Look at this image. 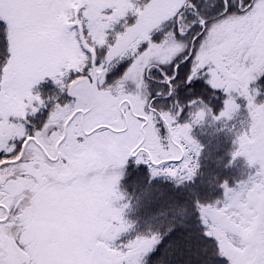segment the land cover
Returning <instances> with one entry per match:
<instances>
[{
  "label": "snow or ice",
  "instance_id": "6c2138e0",
  "mask_svg": "<svg viewBox=\"0 0 264 264\" xmlns=\"http://www.w3.org/2000/svg\"><path fill=\"white\" fill-rule=\"evenodd\" d=\"M46 78L57 91L42 97L33 87ZM258 95L264 0H0V264H264ZM241 109L231 157L254 169L246 179L222 181L211 201L166 197L154 227L119 243L131 222L126 204L113 207L92 255L42 256L33 220L63 174L94 182L122 167L149 186L194 184L193 126L207 110L233 121ZM92 153L105 167L81 166ZM126 177L107 180L117 200Z\"/></svg>",
  "mask_w": 264,
  "mask_h": 264
},
{
  "label": "trees",
  "instance_id": "16d2710c",
  "mask_svg": "<svg viewBox=\"0 0 264 264\" xmlns=\"http://www.w3.org/2000/svg\"><path fill=\"white\" fill-rule=\"evenodd\" d=\"M128 63L120 62V68L116 73L119 74L123 71ZM116 73L113 75L111 73L110 77L114 78ZM35 87L42 97L51 96L57 91L48 78L38 83ZM44 115L46 116V112ZM196 128L197 125L195 124L191 135L203 144L202 152L199 156L200 173L202 175L197 176L194 184L174 186L170 180L157 178L152 179L151 186H149L138 182L133 177L136 174H133V176H129L130 174L127 173L124 174L127 177L119 182L116 190L122 195L123 199H116V205L117 207L124 204L127 205L126 216L127 220L131 222V228L124 235L122 241L154 227L161 214L165 211L163 201L166 197L175 195L186 196L189 194V190H192L199 199L211 201L222 196V188L220 187L222 181L234 184L242 178L239 159H232L231 157V152L235 150L232 138L223 134L213 135L207 132L199 134ZM229 160L232 162L229 163ZM217 262L218 264H228L226 258L220 256L217 257Z\"/></svg>",
  "mask_w": 264,
  "mask_h": 264
},
{
  "label": "flooded vegetation",
  "instance_id": "af4514ba",
  "mask_svg": "<svg viewBox=\"0 0 264 264\" xmlns=\"http://www.w3.org/2000/svg\"><path fill=\"white\" fill-rule=\"evenodd\" d=\"M80 163L84 168L105 167L95 153L83 154ZM116 172L117 167L108 173L106 180L94 182L73 179L77 175L74 172L63 174L62 178L66 183L48 193L44 206L33 220L43 257H59L61 254L72 255L73 252H77L81 248L79 241L83 239V233L80 230L85 223L94 224L97 216L98 204L96 200L98 197L89 196V191L94 189L95 185L97 191L100 186H108L110 191L106 195V199L110 207H116L115 194L107 182L108 179L117 177ZM68 181L70 183H67ZM88 200L94 202L93 206H85ZM108 221L110 222L111 219L109 218Z\"/></svg>",
  "mask_w": 264,
  "mask_h": 264
},
{
  "label": "rangeland",
  "instance_id": "374dc122",
  "mask_svg": "<svg viewBox=\"0 0 264 264\" xmlns=\"http://www.w3.org/2000/svg\"><path fill=\"white\" fill-rule=\"evenodd\" d=\"M146 7H147V5H146ZM156 15H158V14H156ZM121 62H123V63H128L129 62L130 63V61H128V62L127 61H121ZM113 74L114 73H112V75ZM116 75H118V74L116 73L115 76ZM109 79L111 80L113 78L109 77ZM35 86L33 87V91L34 92H37ZM256 100H257L258 103L259 102H264V95H258L256 97ZM244 117H245L244 110L241 109L240 114H238L233 121H230V120H227V119L217 120V119H214L212 117L210 110H207L205 117L202 118L196 124L197 125L196 131L199 134H203V133H206V132L207 133H211L213 135L223 134L224 136H227V137L233 139V137H234L233 123H237L238 124V122L240 120L244 119ZM199 143L201 145H203L200 141H199ZM201 152H202V148L200 150V154H201ZM236 158L239 159V164H241V177H242L241 179H246L247 174L249 172L253 171L254 169L253 168H250L247 165V161L245 160V158L243 156H238ZM116 174H117V177H121V175L124 176L123 175V174H125L124 169L122 167H117ZM157 178H164V177L163 176H160V177H155L153 179H157ZM96 187H97L96 185L93 186L94 189H92V190L89 191V196H97L98 197V199L96 200V202L98 204V207H97V216H96V219H95L94 224L85 223L83 225V228L80 230V232L83 233V239H80V241H79V243L81 245L80 246L81 248L78 249L77 252H73L72 255L71 254H61L59 257L84 258V257H87V256L92 255L91 234L93 232H95V231H98V230H101V229L105 228L110 223L108 221V219L109 218L111 219V208H113V207H110L109 202L106 199V195L108 194V192L110 190L108 189V186H106V187L100 186L99 191H97V188ZM106 190H108V191L106 192ZM116 190H117V187H116ZM93 204H94L93 201H89L88 200V202L85 204V206L86 207H89V206H93ZM116 207H117V205H116ZM126 214H127V210L125 208L123 210L122 215L127 220ZM129 229L126 232L121 233L120 236L117 238V240L114 241V243L121 242L122 241V238L129 231Z\"/></svg>",
  "mask_w": 264,
  "mask_h": 264
}]
</instances>
